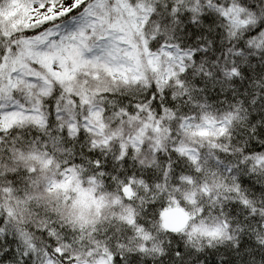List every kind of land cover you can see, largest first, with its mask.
Segmentation results:
<instances>
[{
  "label": "snow or ice",
  "instance_id": "snow-or-ice-1",
  "mask_svg": "<svg viewBox=\"0 0 264 264\" xmlns=\"http://www.w3.org/2000/svg\"><path fill=\"white\" fill-rule=\"evenodd\" d=\"M0 264H264V0H0Z\"/></svg>",
  "mask_w": 264,
  "mask_h": 264
}]
</instances>
